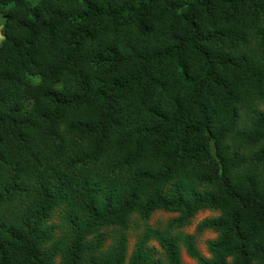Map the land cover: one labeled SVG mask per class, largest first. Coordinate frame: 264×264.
<instances>
[{"label": "trees", "instance_id": "obj_1", "mask_svg": "<svg viewBox=\"0 0 264 264\" xmlns=\"http://www.w3.org/2000/svg\"><path fill=\"white\" fill-rule=\"evenodd\" d=\"M0 20V264H183L181 243L264 264V0H0ZM205 210L210 260L175 234Z\"/></svg>", "mask_w": 264, "mask_h": 264}, {"label": "rangeland", "instance_id": "obj_2", "mask_svg": "<svg viewBox=\"0 0 264 264\" xmlns=\"http://www.w3.org/2000/svg\"><path fill=\"white\" fill-rule=\"evenodd\" d=\"M32 5H37L40 3L41 0H28ZM1 22V20H0ZM5 39V35L3 32V25L0 23V45L2 44V41ZM177 214L167 213L163 211H159L155 213L151 219L149 220V225L154 228H164L168 222L171 219L176 218ZM220 216V213L213 212V211H201L199 212L196 217L192 220L191 224L175 231V234H183V235H192L195 236L196 242H197V248L199 249L202 256L210 260L212 259V255L209 253L208 249V242L214 241L217 239L218 235L213 230L208 231L205 230L202 233L197 232V227L201 225L206 219H213ZM145 227L142 224V222H139L136 217L133 218V221L131 222L130 229L128 230V253L129 255L132 254L133 250L135 249V245L137 243V240L139 239V236L144 231ZM113 240L112 237L109 236L107 241L104 243V246L102 249H100L99 254H105L106 251L110 248L112 245ZM150 245L152 247H155V249L158 252V257H162L164 251L161 249V247L155 243L151 242ZM182 248V263L183 264H199L196 260L191 259L184 247V245L181 243Z\"/></svg>", "mask_w": 264, "mask_h": 264}]
</instances>
